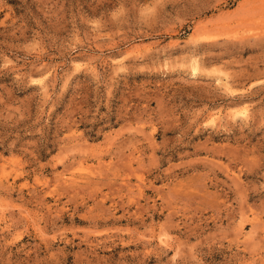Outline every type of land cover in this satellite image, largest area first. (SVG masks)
<instances>
[{"label": "rangeland", "instance_id": "374dc122", "mask_svg": "<svg viewBox=\"0 0 264 264\" xmlns=\"http://www.w3.org/2000/svg\"><path fill=\"white\" fill-rule=\"evenodd\" d=\"M0 264H264V0H0Z\"/></svg>", "mask_w": 264, "mask_h": 264}, {"label": "bare ground", "instance_id": "6f19581e", "mask_svg": "<svg viewBox=\"0 0 264 264\" xmlns=\"http://www.w3.org/2000/svg\"><path fill=\"white\" fill-rule=\"evenodd\" d=\"M219 116V115H218ZM245 116H247V115H245Z\"/></svg>", "mask_w": 264, "mask_h": 264}]
</instances>
